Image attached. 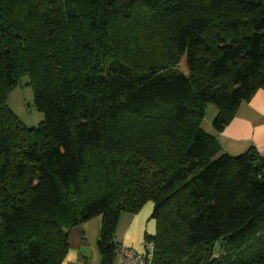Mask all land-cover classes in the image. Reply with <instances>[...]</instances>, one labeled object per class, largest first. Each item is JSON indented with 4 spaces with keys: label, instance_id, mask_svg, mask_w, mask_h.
<instances>
[{
    "label": "trees",
    "instance_id": "1",
    "mask_svg": "<svg viewBox=\"0 0 264 264\" xmlns=\"http://www.w3.org/2000/svg\"><path fill=\"white\" fill-rule=\"evenodd\" d=\"M169 20L170 51L147 67L108 53L114 26L151 39ZM24 77L38 127L8 105ZM259 89L264 0H0V264H62L96 216L115 264L122 214L147 202L152 264H264V156L228 154L203 128L209 103L220 132Z\"/></svg>",
    "mask_w": 264,
    "mask_h": 264
},
{
    "label": "crops",
    "instance_id": "2",
    "mask_svg": "<svg viewBox=\"0 0 264 264\" xmlns=\"http://www.w3.org/2000/svg\"><path fill=\"white\" fill-rule=\"evenodd\" d=\"M216 114L217 111L213 117ZM212 122L209 133L217 137L224 152L238 155L255 147L264 156V89L257 90L249 101L241 103L235 117L222 131L217 132ZM153 209L154 203L147 202L139 213L130 216L126 233L119 240L121 246L144 251L145 234L156 233V221L151 219ZM101 224V217L96 216L70 230L69 251L62 264H101L98 246ZM117 261L118 255L115 264Z\"/></svg>",
    "mask_w": 264,
    "mask_h": 264
},
{
    "label": "rangeland",
    "instance_id": "3",
    "mask_svg": "<svg viewBox=\"0 0 264 264\" xmlns=\"http://www.w3.org/2000/svg\"><path fill=\"white\" fill-rule=\"evenodd\" d=\"M164 26H158V32L161 33L159 35L161 42L159 43L153 39L155 34L158 32L154 33L151 39H146L141 35L135 34V30L131 29L129 25L120 23L114 26L115 31L112 29L108 33L107 37L110 40V44L108 46V50L110 52L108 53L113 55L115 58L121 59L134 69L141 70L147 67V64L152 60L158 58L161 55V52L168 53L170 51L169 37L172 33L171 20L165 22ZM103 61L104 60H102V63ZM180 69L185 72L188 71L186 59H183L181 62ZM8 105L27 127H38L44 120V114L37 110L34 105V89L32 84L29 83V79L27 77H24L12 90L8 98ZM215 111H217L216 105L209 103L207 105V112L203 122V128L207 132L212 131V127H210V125L214 118L213 116ZM131 122V118L125 117L122 122L123 125L121 126V130L125 132L126 129L130 130L128 132L130 135L129 137H131ZM132 125L135 126L134 122H132ZM125 154L126 158L131 160V163L138 158L136 153H133L132 151L130 152L128 149L125 150ZM140 162L144 163L142 160ZM130 216L131 214L128 213L122 214L116 235L118 240L123 239ZM228 250L227 246H224V242L220 241L217 243L215 255L216 257H219L220 255L227 253Z\"/></svg>",
    "mask_w": 264,
    "mask_h": 264
},
{
    "label": "built area",
    "instance_id": "4",
    "mask_svg": "<svg viewBox=\"0 0 264 264\" xmlns=\"http://www.w3.org/2000/svg\"><path fill=\"white\" fill-rule=\"evenodd\" d=\"M154 243H146L144 251L140 252L131 247L121 246L117 264H152L154 260Z\"/></svg>",
    "mask_w": 264,
    "mask_h": 264
}]
</instances>
